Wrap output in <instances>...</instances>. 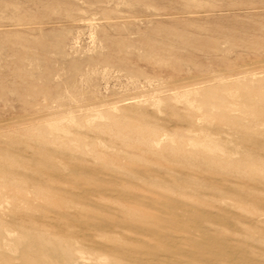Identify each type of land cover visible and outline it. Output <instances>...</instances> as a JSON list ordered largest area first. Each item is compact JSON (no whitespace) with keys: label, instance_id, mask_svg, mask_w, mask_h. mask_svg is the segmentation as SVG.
<instances>
[{"label":"rangeland","instance_id":"rangeland-1","mask_svg":"<svg viewBox=\"0 0 264 264\" xmlns=\"http://www.w3.org/2000/svg\"><path fill=\"white\" fill-rule=\"evenodd\" d=\"M0 264H264V0H0Z\"/></svg>","mask_w":264,"mask_h":264}]
</instances>
